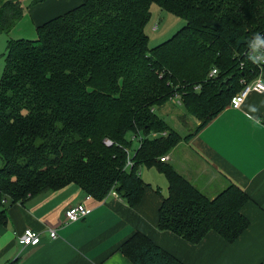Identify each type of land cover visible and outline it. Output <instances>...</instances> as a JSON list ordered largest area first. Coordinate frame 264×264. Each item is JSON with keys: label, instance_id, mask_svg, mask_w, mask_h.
I'll return each instance as SVG.
<instances>
[{"label": "trees", "instance_id": "16d2710c", "mask_svg": "<svg viewBox=\"0 0 264 264\" xmlns=\"http://www.w3.org/2000/svg\"><path fill=\"white\" fill-rule=\"evenodd\" d=\"M153 3L186 24L148 48ZM23 11L19 0L1 1L0 33L9 34ZM35 31L32 40L9 38L4 55L0 223L7 221L6 201L21 203L69 184L100 201L115 191L136 208L150 188L139 174L145 167L168 183L157 214L160 232L196 245L210 233L229 244L247 230L243 190L227 182L208 197L160 158L225 110L241 80L261 77L264 66L248 59L247 43L264 34V0H82ZM176 98L182 123L188 116L199 122L193 134L180 135L155 111ZM131 135L140 138L133 155ZM118 248L132 264H183L139 232Z\"/></svg>", "mask_w": 264, "mask_h": 264}, {"label": "crops", "instance_id": "0c3cea01", "mask_svg": "<svg viewBox=\"0 0 264 264\" xmlns=\"http://www.w3.org/2000/svg\"><path fill=\"white\" fill-rule=\"evenodd\" d=\"M81 3L82 0L31 3L23 8L22 18L12 30L23 26L24 31L36 32L37 26ZM261 78L264 82V71ZM262 102L264 93H253L239 109L227 106L189 141H182L180 147L169 153V162L175 170L209 197L219 192L220 182L223 186L229 182L247 194L249 202L241 213L247 217L249 226L234 242L227 244L210 233L199 244L192 245L171 232H160L157 214L161 197L168 195V183L162 174L153 172L154 168L142 167L139 174L150 188L145 189L136 208H130L112 194L101 201L94 200L74 184L28 197L21 203L6 201L7 221L0 223V264H132L118 252V247L137 232L183 264H264ZM249 104L260 108L255 114L259 123L246 115ZM79 204L92 212L78 222L65 220L67 209ZM26 229L41 236L38 247L19 244V236ZM53 230L57 237L51 239L49 231Z\"/></svg>", "mask_w": 264, "mask_h": 264}, {"label": "rangeland", "instance_id": "374dc122", "mask_svg": "<svg viewBox=\"0 0 264 264\" xmlns=\"http://www.w3.org/2000/svg\"><path fill=\"white\" fill-rule=\"evenodd\" d=\"M1 1H4V0H0V2ZM22 2H21V4H22L23 8L24 7H30L31 3H32V1H24V0ZM77 6H79V5H77ZM149 13L151 15H150V18L148 20V23L145 25V27H146L145 28V34H146L147 39H148L147 42H149L148 48H153V47H156V46L164 43L165 40L171 38L176 32H178L179 29H181L186 24V21L183 17L176 16L175 14H173L171 12H167L165 10L162 11L156 3H153L151 5ZM155 24H157V25L155 26ZM154 26L157 27L155 30H154ZM25 29L26 28H24L23 26H19L15 31L12 30L9 34H6L4 32L0 33V80L3 77L4 69H5L4 55H5L6 48H7V46H6L7 40L9 38L17 39L20 37H24L26 39L32 40V39H35L37 37L36 32L29 33L28 31H24ZM167 107L168 108L166 110L162 109V108L161 109L158 108L155 111L158 115L163 117L164 121L172 129H175L182 136L187 135L189 133H192L195 130V127L198 125L197 120L188 116L187 124L182 123L183 121L181 119L182 118L181 116L183 114H185V111L181 105L179 106V105H177V103L172 101V103H168ZM152 134H157V133L152 132ZM152 134H150V135H152ZM160 134H162L164 137L166 136V133H160ZM129 140L131 141V145H132V151L131 152L133 155V153L140 146L139 145L140 138H139V136L134 137L131 135V136H129ZM180 143H182V142H180ZM180 143L177 146V148L181 146ZM181 149L182 148L178 149V153H180L182 151ZM169 157H170L169 154L164 155V157H162V158L167 159V162H164V163L169 162V160H170ZM179 162L183 163V161L182 162L179 161ZM1 165L2 164H1V160H0V167H1ZM153 172H157L156 169ZM148 176H151V174ZM216 184H218V182ZM219 186H220L219 191H221L223 188L226 187V186H223L221 182H220Z\"/></svg>", "mask_w": 264, "mask_h": 264}, {"label": "built area", "instance_id": "2783aa9c", "mask_svg": "<svg viewBox=\"0 0 264 264\" xmlns=\"http://www.w3.org/2000/svg\"><path fill=\"white\" fill-rule=\"evenodd\" d=\"M155 26H154V30L157 28ZM254 46L255 45H253V47ZM247 54L252 55L254 59H257V60L260 59L259 56H256L251 51L248 52V49H247ZM260 66H264V63H260L259 67ZM215 74H216V70H213L211 72L210 76L215 75ZM240 83L243 84V87L239 91V93H237L235 96H233V97H236V100L233 101V99H232L231 103L229 105L233 109H239L240 106L243 104V102L247 99V96H249L250 94H253V93L262 94V93H264V82L262 81V78L260 76L256 79H254L250 83H245L243 80H241ZM175 100L177 101V105H180V100L178 98H176ZM161 162H167V159L161 158ZM128 164L130 165L131 163L129 162ZM110 194L114 195L117 198L119 197L115 191L111 192ZM91 212H92L91 209L85 207V205H83V204H81V205L79 204L73 208L67 209V211L64 214V217H65V220H67L68 222H78V221H80V219L83 216H86V215L90 214ZM49 236L51 239L57 237L54 230L49 231ZM19 237H20L19 238V244L22 245L23 247L27 246V247L35 248V247H38V245L42 241L41 236H39V234H37L36 232H34L30 229L24 230L23 234L20 235Z\"/></svg>", "mask_w": 264, "mask_h": 264}, {"label": "clouds", "instance_id": "9594fccd", "mask_svg": "<svg viewBox=\"0 0 264 264\" xmlns=\"http://www.w3.org/2000/svg\"><path fill=\"white\" fill-rule=\"evenodd\" d=\"M253 45H255L253 47ZM248 52L251 51L256 56H259L260 59H254L252 55H248V59L255 64L264 63V34L255 33L247 43ZM233 101L236 100V97L232 98ZM261 107H264V102L261 103ZM260 108L257 105L249 104L247 106L246 115L254 123H259V118L255 115L258 113Z\"/></svg>", "mask_w": 264, "mask_h": 264}]
</instances>
